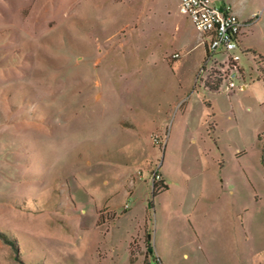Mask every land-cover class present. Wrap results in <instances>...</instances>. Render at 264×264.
<instances>
[{
  "label": "rangeland",
  "instance_id": "obj_1",
  "mask_svg": "<svg viewBox=\"0 0 264 264\" xmlns=\"http://www.w3.org/2000/svg\"><path fill=\"white\" fill-rule=\"evenodd\" d=\"M195 33L176 0H0V264H144L145 221L179 229L173 264H264L262 73L243 52L209 91ZM180 204L216 224L202 250Z\"/></svg>",
  "mask_w": 264,
  "mask_h": 264
},
{
  "label": "crops",
  "instance_id": "obj_2",
  "mask_svg": "<svg viewBox=\"0 0 264 264\" xmlns=\"http://www.w3.org/2000/svg\"><path fill=\"white\" fill-rule=\"evenodd\" d=\"M176 1L177 9L179 10V0ZM255 1L256 0H211L212 4L217 7L229 5L233 12L238 16L239 20L243 23L240 32V48L242 50H256L264 58V47H261L258 43H255L252 40L256 33L261 35L264 39V0L257 2L256 7L253 8V6H255ZM143 2L150 3L154 2V0H143ZM180 14L183 15L181 12ZM183 19L192 31V28L194 27L190 19L186 15H183ZM190 40L191 39L188 37H182V45L179 51L185 50L186 55L193 57L194 65L191 73L195 78L197 70L201 66L202 62L205 61L206 45L208 41L198 32L193 34L191 42ZM195 49H201L200 53L192 56ZM249 55L251 57L250 65L252 66V70L260 73L257 58L251 54ZM176 59L181 60V56L179 55V58ZM239 66L240 74L242 78L245 79L248 67L245 63L242 64V62L239 63ZM256 86H259L260 88H256ZM241 89H243L241 93H245L247 91L250 93L254 91L264 102V76L259 74L255 79V82H252L250 85L243 82ZM185 111L186 109H184L183 114H185ZM177 208L178 209L175 210V215L183 217L182 230L184 232H181V234L184 233V236H188L191 239V242L193 241L195 244L197 243L199 248L202 250V237L206 234V230L210 232V230L216 227V224L211 225V222L206 219L210 218L208 212L204 215V218L207 221L205 222L206 225L201 224V220H193L194 217L192 216H194V212L196 210L194 206L188 207L180 204ZM222 225L223 224L221 223V226ZM146 226L147 221H145L142 226L144 228V233L145 230L148 231L147 234H145L146 239L143 238V240L138 242L139 253H137L138 256L144 258V264H148V257L154 258L157 264H173L169 255L170 252L178 255L180 258L188 259V248L187 246H184V244L179 243L180 232L177 226L170 225L162 228L157 225L152 235L149 233V229Z\"/></svg>",
  "mask_w": 264,
  "mask_h": 264
},
{
  "label": "built area",
  "instance_id": "obj_3",
  "mask_svg": "<svg viewBox=\"0 0 264 264\" xmlns=\"http://www.w3.org/2000/svg\"><path fill=\"white\" fill-rule=\"evenodd\" d=\"M179 10L190 19L194 29L208 41L205 63L212 61L210 70L220 72L222 82L227 80L226 88L234 89L236 87L234 80L237 74H240V54L244 52L240 48L243 23L229 5L217 7L211 0H179ZM221 52L226 54L225 60L217 61L213 58ZM172 57L179 58V54L175 53ZM202 71H205V68H202ZM207 76L203 81L204 85ZM154 179H159L158 174H154Z\"/></svg>",
  "mask_w": 264,
  "mask_h": 264
},
{
  "label": "trees",
  "instance_id": "obj_4",
  "mask_svg": "<svg viewBox=\"0 0 264 264\" xmlns=\"http://www.w3.org/2000/svg\"><path fill=\"white\" fill-rule=\"evenodd\" d=\"M243 51L246 54H251L257 58L258 66L260 67V72L262 73V76H264V58L256 50H243ZM221 83H222L221 73L215 70H210L207 76V80L205 82V87L211 92H217L219 90ZM262 132H264V129L262 130ZM159 186L167 189V187L162 183V181L158 180V182L157 181L153 182V190H154L153 192H155ZM111 218L113 219L114 217H112L111 215ZM98 223H100L99 220ZM3 241H5V239H3Z\"/></svg>",
  "mask_w": 264,
  "mask_h": 264
}]
</instances>
